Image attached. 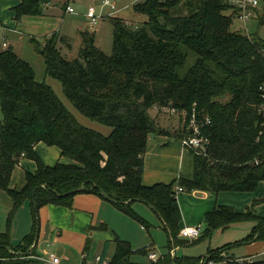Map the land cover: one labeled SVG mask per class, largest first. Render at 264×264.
Instances as JSON below:
<instances>
[{"label": "trees", "instance_id": "1", "mask_svg": "<svg viewBox=\"0 0 264 264\" xmlns=\"http://www.w3.org/2000/svg\"><path fill=\"white\" fill-rule=\"evenodd\" d=\"M16 1L12 10L18 21L27 15L48 14L54 2ZM235 1H137L134 9L146 15L142 25L110 17L114 27L111 54L96 44V33L91 30L80 31L81 45L72 59L62 53V45L71 44L70 38L59 32L43 41L31 38L44 57L47 75L62 83L79 112L110 126L108 134L81 123L52 86L36 78L29 61L12 46L0 45V189L12 201L9 226L25 201L31 203L34 220L32 230L17 245L12 244L9 232H0V257H9L0 258V264H30L18 256L19 252L34 253L35 247H30L39 233L40 208L46 204L71 207L81 192L108 196L118 209L141 222L145 218L132 203L145 201L169 233L170 249L210 238L234 222H255L243 239L209 248L205 255L178 256L168 251L147 264L223 260L234 264L236 259L230 254L234 246L255 238L264 240V216L254 208L264 202V196L255 198L245 211L220 205L205 214L199 237L180 235L177 185L188 192L255 191L264 182V40L233 29V19L241 18L242 11ZM67 3L57 1L55 5L65 10ZM226 94L230 98L221 101ZM153 107L158 112L167 108L185 112L184 124L176 129L160 126L158 113H150ZM192 119L199 136L206 139L198 149L187 146L194 156L193 176L143 183L151 134L184 140L194 134ZM38 143L57 146L61 156L71 161L44 163L36 150ZM22 158L34 160L36 169L25 173L21 187L12 186L13 171ZM89 244L87 240L86 250ZM135 251L149 254L150 248L133 250L129 241L117 237L109 264H130Z\"/></svg>", "mask_w": 264, "mask_h": 264}, {"label": "crops", "instance_id": "2", "mask_svg": "<svg viewBox=\"0 0 264 264\" xmlns=\"http://www.w3.org/2000/svg\"><path fill=\"white\" fill-rule=\"evenodd\" d=\"M57 1L63 2L65 0H56L55 2ZM16 3V0H4L6 6L4 8V20L21 35V39H25L28 36V38L38 37L43 40L46 36L56 31L70 38L68 29L64 27L65 16L64 14L58 13V11H54V8H57L55 4L52 5L49 13L46 15H27L18 21L13 20L14 12L11 9ZM67 4L70 5L69 0ZM7 8L9 11H7ZM63 11L69 14L75 13L68 12L67 8ZM121 11L119 10L118 12ZM116 12L117 10L114 13L112 11V15H108V18L110 19L111 16H115ZM6 14H9L10 17H7ZM102 29L103 26L99 25L93 30L96 33V38L100 35L99 32ZM4 43H6V46L9 44L5 36ZM36 150L46 164L53 165L57 161H64V158L61 156V151L57 146L38 143ZM65 162L69 161L67 160ZM35 169L36 162L34 160L22 158L13 171L12 186L21 187L25 181V173L27 171H34ZM193 173L194 156L182 139L168 135L151 136L144 157L143 183H169L180 176L191 178ZM178 188L179 186L177 185V198L182 214L180 229L190 225L201 226L203 229L205 214L208 211H212L220 205L232 206L236 211H245L253 203L255 198L264 196V182H261L255 191L215 192L193 190L188 192L185 189L179 190ZM0 200H4V203L9 208H12L10 196L2 189H0ZM137 201L147 204L145 201ZM27 203L28 201H25L17 210L11 222L9 235L13 245L22 242L24 236L32 230L34 223L33 213L31 203L29 202V206ZM254 208L258 214L264 216V202L255 205ZM135 210L151 224V221H153L157 224V228H161L155 230V233L148 232L149 236L145 238L140 232V227L137 223H132L135 232L132 235L126 232L124 233L118 226H113L106 217L109 214L122 216L124 212L117 208L112 199L97 193H77L71 207L59 204H46L39 210L40 229L36 240L30 247V249L35 247L34 253L27 254L26 259L30 264H43L42 257L52 252L59 256L60 262L50 264H98L95 260L98 255L103 256L108 261L111 259L110 256L115 252L112 244L114 245L116 243L117 237L129 241L133 250H138L146 246L149 247V252H157L158 258L167 254L168 251L178 256H199L207 254L209 248L220 247L226 243L243 239L250 233L255 223L251 220L234 222L225 229H218L210 238L194 239L193 241H196L193 243L196 244L195 246L184 247V245H178L170 249L167 245L168 249L164 250L163 247L165 244L163 243V237L165 235H163L162 231L167 232V230L162 227L160 218L156 215L157 220L153 214L154 212L147 208H141L139 211L137 209ZM22 215L26 218V224L22 232L13 238L15 234L12 231L13 224ZM104 224L108 226V229L102 230L100 228ZM141 228L143 230L146 229L144 225ZM87 240L90 243L88 250L85 249ZM169 241L170 235L168 233L167 244H169ZM230 252H232L230 254H233L236 259L234 264L264 261V240L255 238L234 246ZM140 254L144 255V258L138 261L135 257L134 262L130 261V264H147L151 261L148 256L149 254ZM208 264H227V262L225 260L220 262L211 261Z\"/></svg>", "mask_w": 264, "mask_h": 264}, {"label": "rangeland", "instance_id": "3", "mask_svg": "<svg viewBox=\"0 0 264 264\" xmlns=\"http://www.w3.org/2000/svg\"><path fill=\"white\" fill-rule=\"evenodd\" d=\"M137 0H112V2L116 5L115 9H112L110 6H104L101 3V0H69V3L71 6H73L76 10L75 13L69 14L64 13V9L58 4L56 5L57 8H54V11L61 14H64L65 16V22L64 27L68 29L70 42L71 44L64 43L62 45V53L66 55L68 58L72 59L78 55V51L81 45V35L79 34V31L83 30H91L93 31L95 28H97L99 25L103 26V29L99 32L100 35L96 38V44L106 53L111 54L113 50V23L108 18V15H112L111 12L119 10H122L121 12H116L115 16L123 18L129 25L133 26H139L142 25L146 20V15L140 12H137L133 4L136 3ZM62 2V1H61ZM53 4H56L55 0L51 3V7ZM90 5H95L96 12L100 16L99 21L92 25L86 16V11ZM4 8H6L4 4V0H0V45L3 48H7L8 46H12L15 51L24 59L29 61L32 66L35 69L36 72V78L39 81H46L49 83L55 93L59 96L61 101L66 105V107L77 117V119L83 123L84 125L93 128L94 130L100 131L104 134H108L111 131V127L108 125H104L98 121L92 120L91 118L85 116L81 112L78 111V109L72 104V102L68 99V97L65 95L63 91L62 83L53 77H50L46 73V65L44 61V57L40 51L36 49L35 44L31 41V38L28 36L25 39H21V35L17 33L8 23L4 20ZM12 9V8H11ZM7 11L8 8H7ZM228 13H231V10H227ZM253 16H250L247 21L242 20L241 18L235 16L233 19V29L238 31H243L247 34H250L252 36H257L260 39L264 40V22L261 21V17L264 13V0H259V4L257 5L256 9L252 10ZM7 17H10L9 14H6ZM14 18V17H13ZM11 18V19H13ZM13 20H16L15 18ZM4 36L6 37V41L9 43L8 46H3L4 43ZM38 41H43L42 38L36 37ZM71 45V46H69ZM230 98L229 94L224 95L221 97V101H226ZM150 113L152 115H155L158 113V120L160 126L164 128H170V129H176L178 126H182L184 124L185 119V112L178 111L175 109L167 108L162 109L158 112L157 107H153L150 109ZM0 114L1 107H0ZM191 129L192 126L196 125L191 122ZM155 135V134H154ZM154 137V136H153ZM188 138V137H187ZM71 161L70 158L66 157L64 158V161ZM29 206V202L27 203ZM141 207H140V206ZM133 208L139 209L141 208H147L150 211L154 210L151 208L150 205L141 203L140 201H135L132 203ZM11 208H9L5 203L4 200H0V232H9L10 234V226L8 224V218L10 214ZM154 216L157 214L154 212ZM107 219L110 221V223L113 226H118L121 231H124V233H128L129 235H132L135 232V228L132 227V223H137V225L140 227V232L143 234V236L146 238L149 236V233H155V230L160 229L157 228V224H155L153 221L152 224L145 218V225H148L146 229L143 230L141 228L143 222L139 221L135 217L128 215L126 213H123L122 216L112 215L109 214L106 216ZM143 217V216H142ZM157 219V216L155 217ZM158 220V219H157ZM26 224V218L24 215H22L20 218H18L14 224H13V232L14 237L17 234H20ZM7 225V228H6ZM6 229V230H5ZM149 232V233H148ZM163 235V243L165 246L163 247L164 250H167V240H168V233L166 231H162ZM134 245V244H133ZM196 244H187L184 245V247H192ZM113 250L116 248V243H114ZM132 247V245H131ZM133 248V247H132ZM13 251V250H12ZM199 251V250H198ZM15 252V251H14ZM17 252V251H16ZM114 252V251H113ZM29 254V253H28ZM27 254H23L22 252H19V259H22L23 257H26ZM3 257V256H2ZM0 257V258H2ZM113 257V254L110 256V258ZM143 259L144 255L140 254L139 252L132 253L131 260L134 262V258ZM7 258V259H5ZM3 257L4 260H9V257ZM13 259V258H10ZM111 259H109L110 261ZM143 263V262H141Z\"/></svg>", "mask_w": 264, "mask_h": 264}, {"label": "built area", "instance_id": "4", "mask_svg": "<svg viewBox=\"0 0 264 264\" xmlns=\"http://www.w3.org/2000/svg\"><path fill=\"white\" fill-rule=\"evenodd\" d=\"M235 2L242 7L241 18L244 21H247L249 17L252 16L253 14L252 8L256 7L259 4V0H236ZM101 3L104 6H110L112 9L116 8V5L112 2V0H101ZM67 10L68 12H76L75 8L71 5H68ZM86 16L88 17L92 25L96 24L100 19V16L96 12L95 5H90L88 7ZM3 44L6 46V43H3ZM261 90L264 96V84H262ZM191 122H193L196 125V127L192 126L194 130V134L184 139L183 142L186 145V147L188 146L190 148L198 149L200 146L203 145L206 139L202 136H199L200 130L196 123V120L192 119ZM178 189L182 190V187H179ZM201 231H202L201 226L190 225V226L183 227L180 230V235L181 237L186 238V239H193V238L199 237L201 234ZM148 256L151 261H156L158 258L157 252H150ZM95 260L97 262L101 261V264H109V261L106 259L102 260V257L100 255L96 256ZM42 261H43V264L58 263L60 262V258L55 253L51 252V253H48L47 256H43Z\"/></svg>", "mask_w": 264, "mask_h": 264}, {"label": "water", "instance_id": "5", "mask_svg": "<svg viewBox=\"0 0 264 264\" xmlns=\"http://www.w3.org/2000/svg\"><path fill=\"white\" fill-rule=\"evenodd\" d=\"M192 129H193V128H192ZM151 136H154V134L152 133ZM106 197H108V196H106ZM108 198H109V197H108ZM136 200H139V199H136Z\"/></svg>", "mask_w": 264, "mask_h": 264}]
</instances>
